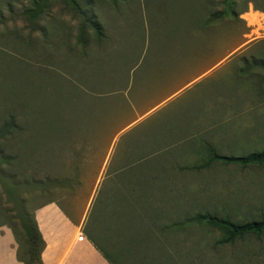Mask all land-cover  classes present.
<instances>
[{
    "label": "rangeland",
    "instance_id": "rangeland-1",
    "mask_svg": "<svg viewBox=\"0 0 264 264\" xmlns=\"http://www.w3.org/2000/svg\"><path fill=\"white\" fill-rule=\"evenodd\" d=\"M41 2L0 0V208L13 213L16 205L3 187L32 178L37 189L23 193L30 196L27 206L54 199L82 228L95 197L133 195L114 186L137 182L150 185L138 195L164 201L172 241L156 252L133 247L128 264H264V231L221 242L223 231L208 221L264 216V165L212 160L200 147L178 149L194 140L149 156L148 139L138 148L148 154L131 163L132 134L147 125L125 130L114 145L111 140L112 129L126 121L124 95L138 99L143 91L144 105L168 93L161 94V79L170 76L161 72L162 56L210 52L227 56L157 115L170 119L169 108L188 96L210 102L218 106L216 153L264 151V18L251 15L264 17V0H47L39 10ZM98 209L91 211L88 232ZM50 213L62 220L56 210ZM7 231L0 225L1 236Z\"/></svg>",
    "mask_w": 264,
    "mask_h": 264
},
{
    "label": "crops",
    "instance_id": "crops-1",
    "mask_svg": "<svg viewBox=\"0 0 264 264\" xmlns=\"http://www.w3.org/2000/svg\"><path fill=\"white\" fill-rule=\"evenodd\" d=\"M226 56L214 58L210 52L195 51H178L162 56L164 58L161 61H165L166 64L160 65V67L163 66L161 72L164 73L163 75L168 73L170 76L166 75V80L161 79L163 80L160 86L161 94L167 89L168 93L149 100V103L144 105H140L141 101H139L144 97L142 90V95L137 96L138 99L135 96L131 99L124 95L122 109L126 121L118 122L116 128L112 129L113 145L117 137L125 130L131 127L135 129L137 125H142L141 127L147 125L148 130L140 129L139 133L132 134L130 153L133 161L131 163L148 154V152L138 151L141 142L146 139H148L146 151H151L149 156L157 155L162 150H172L189 140H194L191 142L192 145L178 149L193 151L200 147L210 150L212 156L221 155L215 152L213 145L214 139H219L220 133L218 132L219 118L214 117V109L218 107L215 104L210 102L200 104L188 96L184 103L169 108L167 114L170 119L167 120L157 114H161L165 108H168L177 94L199 81L203 74L218 67ZM195 110H204L205 114L204 112L196 113ZM204 115L207 118H204ZM152 116L155 117L150 120ZM148 131L150 136L146 135V138L144 135ZM179 150L175 153L176 156ZM189 155L196 156L194 153ZM176 166L183 167L180 164ZM187 166L195 167V164ZM151 172L163 173L162 170L157 172L154 169ZM141 186L144 187H140L137 182H131V184L121 182L114 187L120 190L131 189L133 195H119L113 198L95 197L90 203L82 228L77 226L78 220L66 215L56 203H53L54 201L37 207L35 219L45 243L40 254L42 264H128L131 261L129 258H132L135 252L133 247L137 245L146 247L147 251L155 249V252L156 249L160 251L163 247H167L166 245L172 241L171 231H168L172 228L171 215L164 213L162 205L165 203L161 201V198L138 195L136 190L150 188V185ZM96 204L99 209L92 219L93 231L88 232L86 223L91 219V211ZM107 204L112 207L106 209ZM50 210H56L62 220L55 219ZM16 251L17 243L13 233L7 231L5 236L0 235V264H24L17 259ZM156 255L157 253L154 256Z\"/></svg>",
    "mask_w": 264,
    "mask_h": 264
},
{
    "label": "trees",
    "instance_id": "trees-1",
    "mask_svg": "<svg viewBox=\"0 0 264 264\" xmlns=\"http://www.w3.org/2000/svg\"><path fill=\"white\" fill-rule=\"evenodd\" d=\"M44 2L39 3L37 7L39 10H42L44 8V3H46L47 0H43ZM257 9H259L257 7ZM262 10V9H261ZM32 11H35V8L32 9ZM264 11V10H263ZM251 15L253 17H260L264 18L263 16H259L260 12L255 11L251 12ZM93 23V22H92ZM94 28L98 34V36H101L102 29L99 23H94ZM212 160L218 159L225 163H234L239 164L241 166H247V165H264V151L251 153L245 156H226V155H214L211 157ZM70 181V178H67L64 180L65 182ZM35 184L36 181L32 178H26L22 182H15L13 183L11 189H6L3 187V190L5 191L6 195L14 196L16 200V205L13 211V213H10L8 208H3V206L0 208L1 215L6 220H2L0 222V225L7 224L10 229L12 230V233L14 235V238L18 244L17 246V259L19 261H22L24 264H42L41 260V251L44 248V241L41 236L40 230L37 225V221L35 219L34 211L37 208L30 209L27 206L29 195H23V193H27L28 191L33 192L35 191ZM48 185L49 183H45L42 186V190L46 191L48 193ZM25 190V192H24ZM55 201L54 199H51L45 203H42L41 205H44L49 202ZM56 204L62 209V211L68 215L64 209L61 207V205L55 201ZM39 205V206H41ZM38 206V207H39ZM9 214V215H7ZM12 214V215H11ZM12 221V223H7V219ZM69 216V215H68ZM208 221L220 228L223 233L224 237L220 240L221 242H230L234 239L235 236L243 235L246 233H256L260 234L264 231V216H262L258 220H251L243 223H236L231 221L228 218H217L214 216H210L208 218Z\"/></svg>",
    "mask_w": 264,
    "mask_h": 264
},
{
    "label": "bare ground",
    "instance_id": "bare-ground-1",
    "mask_svg": "<svg viewBox=\"0 0 264 264\" xmlns=\"http://www.w3.org/2000/svg\"><path fill=\"white\" fill-rule=\"evenodd\" d=\"M261 27L264 28V22L261 23Z\"/></svg>",
    "mask_w": 264,
    "mask_h": 264
}]
</instances>
